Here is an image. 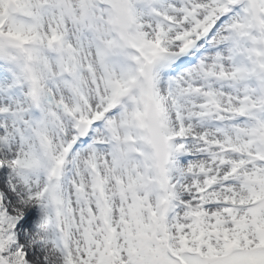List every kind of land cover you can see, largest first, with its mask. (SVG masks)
<instances>
[{
	"label": "rangeland",
	"instance_id": "1",
	"mask_svg": "<svg viewBox=\"0 0 264 264\" xmlns=\"http://www.w3.org/2000/svg\"><path fill=\"white\" fill-rule=\"evenodd\" d=\"M21 1L25 5V13L30 16L26 20L27 25L16 24V28L17 31L28 35L31 42L30 82L22 88L14 87L10 76L3 73L6 71L4 65H7V62L0 61V94H4L10 101L5 106L8 115L4 119V124L10 128L13 127L15 134L5 141H3L4 136L0 137V154L4 155L5 152H9L7 154L9 166L11 172L18 177L21 183L22 200H32V203H37V207H35L37 218L30 231L31 234H28L27 230L24 231L26 233L24 235L25 244L32 250H36L34 253L36 261L39 264H159V262L164 264L166 251L173 255L180 254L182 246L186 243L201 251L211 247L218 253H222L226 243L231 240H239V245L246 249L256 248L259 244V227L264 226V171L263 174H259L257 166L246 168L240 163L237 167L240 182L230 186L231 188L227 186L214 188L207 195L210 200L236 203L251 201V208L240 211L224 207L201 211L198 203H194V199L200 189L207 188L213 181L219 179L216 163L206 160V162L196 163L191 167L182 163L180 176L173 175V167L170 180L172 183H175L176 179L181 180L182 183L176 186V192L179 199L187 204L172 214L175 184H169L168 191L164 193L166 195L161 194L157 181L151 177L153 176V167L145 172L148 182L144 183L137 163V169L129 164V159L132 156L128 151L132 147V142L125 144V157L112 152L105 155V176L99 167L96 168L93 165L91 153L87 151L84 155L85 163L78 165V171L82 170L86 176V184H73L70 187L71 202L74 207L76 206L72 211L71 219L69 221L67 219L50 220L51 209L44 208L39 202L44 199L47 192H50V207L54 204L60 205L63 201L64 185L62 183L60 186V183L66 174H69V167L66 166L69 152L65 150L63 142L57 145L50 144L53 136L47 135L39 129L35 130L33 122L30 121L29 126L26 121L30 120L28 117H31L32 112H38V109L42 107L41 104L53 100L55 98L54 91H58L56 84L52 83L51 77L60 73L62 68L61 63L53 59L60 51L55 50L54 56H49L46 47L51 42L58 44L67 42L70 46L89 45L88 42L78 44L72 36L76 35L83 27V18L89 17L97 21L95 15L97 8L94 4H90V9L82 10L79 0ZM149 1L151 0H133L136 13L144 16L147 13L146 3ZM233 1L235 3L244 1L246 5L240 12L249 14L250 0ZM4 2L5 0H0V13L3 12ZM259 2L262 8L259 35L248 17V23L254 29L251 44L245 36L244 25L247 19L240 12L238 17L222 21L223 32L216 38V44H222L226 48V55L228 52L226 37L228 35L233 36L236 41L242 42L240 58L247 62V69L256 81V85L261 89L264 101V0H259ZM195 4L204 5L206 3L201 0H183L176 5L182 11L177 8V16L180 17V20L183 19L186 27L191 26L192 17L187 15L189 9H192L200 19L199 12L194 10ZM162 10L168 11L166 3H162ZM147 22L151 23L148 19ZM206 22L209 30L212 22L209 20ZM208 30L205 31L206 34L209 32ZM153 41L151 37L150 43ZM66 54L69 57H79L80 55L79 52L70 50H67ZM201 57V65L197 70L194 68V73L189 76L187 82L178 80L174 88L160 89L159 91L157 89L153 93L163 114L166 133L178 137L187 130L195 135L205 136L201 133L203 130L212 136L217 144H226L231 147L241 144L257 155H264V148L257 151L249 149L250 147L245 145L244 140L237 138L238 132L241 130L239 124L230 123L224 133H219L207 124L203 117L202 120L199 118L200 107L195 110L189 108V105L193 103L198 106L200 103L204 105L203 100L196 94L195 89L198 88L216 93L220 104V108L215 111L218 116L229 120V113L234 109H240L237 103L238 97L234 96L227 81V76L234 71L233 65L231 64L230 67L227 65L226 57L224 62H220L210 46L204 47ZM52 61L56 63V66L52 65ZM67 65L69 66L66 63L65 67ZM98 73L96 77L95 74L86 75L90 78L85 77V83L88 85L97 84L99 90L103 88L107 95L108 89H112L110 86L117 81V76L110 67H105L103 73ZM221 78H224L225 81L223 85L220 83ZM78 85L75 80L73 91L75 98L73 104L70 103V109L76 110L73 118L80 116V118L89 119L91 113L97 112L99 109L94 108L92 111L82 112L80 111L82 107H76ZM44 94L50 97H44ZM87 94H91L90 89ZM114 94L115 99L119 100L117 105L120 102L123 104L122 113L130 112L132 105L137 104L118 91H115ZM84 97H80L81 102V98ZM140 104L142 105L143 102ZM55 111V108L49 104L47 109H44L43 117L46 116L48 121L53 122L60 117L59 112L53 115ZM189 111L193 114L190 115ZM128 119L129 115L126 117V127L118 131L122 137L127 138L131 135ZM40 123L36 122L35 124L39 125ZM28 126L29 131H23L26 130L24 127ZM262 127L264 129V118ZM95 129L101 133L104 141L113 136V129L110 131L101 122L95 124ZM10 133L12 131L8 130L6 135ZM35 139L36 144L33 145L32 141L35 142ZM28 141L31 144L27 146ZM174 144L178 145L176 141ZM22 146L26 148L27 157L32 160L33 164L27 163V159L23 161L18 155ZM30 150L38 152V155L35 156ZM202 159H198L197 162ZM228 160L234 161L233 159ZM4 161L5 158L0 157V164ZM57 161L63 163V174L53 186L46 187L50 170L53 168V163ZM90 166L94 168L93 173L89 171ZM38 172L42 173V176H39ZM189 172L193 175L189 176ZM257 184L260 186V193L258 195L249 194L247 187L250 188L252 185L253 188H257ZM180 187L183 188L180 189ZM76 188L81 192V198L78 197ZM144 188L154 192V195L145 196ZM249 190L251 192V189ZM231 192L234 194L230 195ZM85 200H88L92 210L84 205ZM9 217L10 213L4 209V204L0 202V225L4 237L8 239L5 254L17 264H24L19 256L11 252L17 241V226L8 224ZM221 219H232L236 222L232 225L228 220L222 221ZM41 220L47 224L46 230H41ZM199 236L202 237V241L196 239ZM224 241L226 242L224 243ZM199 243H202V247ZM18 252L20 253V251ZM152 257H156L155 261Z\"/></svg>",
	"mask_w": 264,
	"mask_h": 264
},
{
	"label": "bare ground",
	"instance_id": "2",
	"mask_svg": "<svg viewBox=\"0 0 264 264\" xmlns=\"http://www.w3.org/2000/svg\"><path fill=\"white\" fill-rule=\"evenodd\" d=\"M167 30H169V28H167ZM56 98L61 101L63 110H65V108H70V103L67 99H65L64 96L56 95ZM23 153H26V148L23 149ZM202 161L203 159L197 163ZM100 170L104 171V169ZM75 179H77L79 182H84L85 177L83 172L77 173V175L71 181L68 180V183L74 182ZM227 187L231 188L229 186ZM182 188L183 187H180V189ZM230 195H233V193L231 192ZM63 196L65 210L69 212L72 210V203L70 202L68 189H64ZM0 202L4 204V209L10 213L8 224H15L17 226V241L14 243L11 252L19 256L24 264H39L36 261V255L34 254L36 250H32L31 247H28L24 241V235L26 234L24 233V230H27L28 234H31L30 231L35 224L37 215L35 214L32 201L22 200L21 183L18 177L11 172V169L8 165H3L2 169L0 170ZM42 229H46L44 222L42 223ZM18 251H20V253ZM40 260L42 261L43 259Z\"/></svg>",
	"mask_w": 264,
	"mask_h": 264
}]
</instances>
